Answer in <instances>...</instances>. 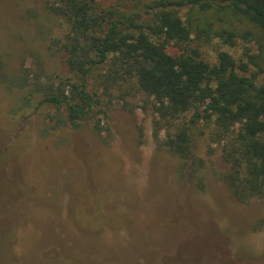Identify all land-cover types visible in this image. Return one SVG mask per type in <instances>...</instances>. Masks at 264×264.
<instances>
[{
    "label": "rangeland",
    "instance_id": "obj_1",
    "mask_svg": "<svg viewBox=\"0 0 264 264\" xmlns=\"http://www.w3.org/2000/svg\"><path fill=\"white\" fill-rule=\"evenodd\" d=\"M46 3L0 0V264H264V200L240 203L227 190L213 126L181 159L165 143L191 114L155 138L141 95L101 94L96 116L75 126L57 124L62 112L40 105L38 93L32 100L75 80L61 48L68 25ZM232 25V45H190L210 63L220 51L247 61L256 47Z\"/></svg>",
    "mask_w": 264,
    "mask_h": 264
},
{
    "label": "trees",
    "instance_id": "obj_2",
    "mask_svg": "<svg viewBox=\"0 0 264 264\" xmlns=\"http://www.w3.org/2000/svg\"><path fill=\"white\" fill-rule=\"evenodd\" d=\"M100 2L47 0L49 12L68 25L61 48L75 80L46 85L32 100L38 93L40 105L62 112L57 124L75 126L96 116L101 94L111 100L141 95L152 110L155 138L158 129L191 114L168 136L169 152L193 155L199 135L213 126L212 142L224 141L227 190L240 203L264 200V0H154L124 10ZM232 20L256 47L247 61L220 51L210 63L190 45L209 39L232 45Z\"/></svg>",
    "mask_w": 264,
    "mask_h": 264
}]
</instances>
